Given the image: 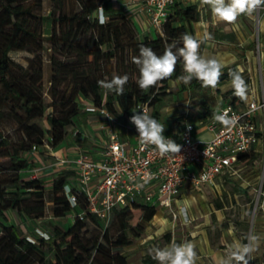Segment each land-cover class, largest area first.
<instances>
[{"label":"trees","instance_id":"trees-1","mask_svg":"<svg viewBox=\"0 0 264 264\" xmlns=\"http://www.w3.org/2000/svg\"><path fill=\"white\" fill-rule=\"evenodd\" d=\"M50 4L48 14L43 16L38 13L41 0H0V86L4 92L1 105L8 109L23 136L13 141L0 131V157L8 159L7 166L0 167V174L9 175L8 185L13 186L11 191L0 187V264H128L121 250L141 237L145 223L156 214L155 206L135 203L131 208L115 210V220L107 226L87 213L86 200L76 189L71 191L76 197V205L69 203L64 190L70 182L68 173H57L52 178L49 200L45 201L42 177L36 180L28 177V171L37 164L23 158L21 153H30L32 147L40 148L45 144L44 130L35 122L38 119L48 125V144L45 145L55 149L65 141L74 127V119L79 115V96L95 107H103L114 117L120 113L130 114L137 103H147L152 110L157 103L170 101L169 82L183 75L182 61H178L172 77L146 92L138 87L137 80H128L123 95L98 85L99 80H108L109 76L108 72L101 71V67L125 48L139 55L141 44L152 48L157 55H162L164 48L173 42L177 48L182 47V35L188 33L193 36L190 24L198 20L199 12L195 6L175 4L161 32L153 38L144 36L137 41L135 25L122 13L107 15V23L99 24L97 9L102 5L105 14L110 13L108 0H50ZM47 22L51 31L46 36L36 25ZM88 32L93 36L92 45L81 47L78 38ZM44 41L73 58L71 62L50 58L53 72L49 92L55 114L45 112L39 96L37 83L41 79V68H32L35 65L31 61L27 68L20 67L22 73L19 74L16 72L19 65L10 57L11 53L19 52L36 55L43 49ZM231 70L236 68L229 67L221 75L220 82L231 81L228 75ZM67 76L70 77L68 92L61 90ZM246 83L248 80H245ZM189 88L196 93L207 89L196 79L189 83ZM242 102L234 95L229 105L242 108ZM151 115L158 120V113L154 110ZM256 151L239 155L236 166L253 162ZM46 203H51L55 218H66L72 210L84 212V215L82 218L76 215L65 231L55 229L54 235L47 234L46 238L36 232L41 231L38 227L34 228V232L21 234L16 226H7L2 222L6 211L21 214V222L25 225L32 220L38 222L43 217ZM87 225L102 231L89 240H83L81 234ZM240 239L241 243H248L246 234H242ZM46 245L53 253V261L45 259L43 248ZM142 261L144 264H157L149 253Z\"/></svg>","mask_w":264,"mask_h":264},{"label":"built area","instance_id":"built-area-1","mask_svg":"<svg viewBox=\"0 0 264 264\" xmlns=\"http://www.w3.org/2000/svg\"><path fill=\"white\" fill-rule=\"evenodd\" d=\"M185 1L124 0V4L131 8L139 7L131 21L141 25L143 33H146L151 29L161 32L170 9ZM242 101V108L226 104L196 122L183 123L174 134L163 133L166 138L181 145L180 153L166 155H161L154 145L140 142L135 126L129 120L132 112L114 117L103 107L90 104L84 111L99 113L105 119L108 139L101 152L102 158L95 161L88 151L76 146L74 152L77 157L71 161L63 155L50 153L54 160L50 168L68 163L74 166V178L67 184L70 193L66 194L75 197L71 191L76 189L86 200L87 213L105 225L115 210L131 208L135 203L169 210L173 221L182 218L183 222H189L186 207L172 209L184 185L194 189L211 185L219 176L235 173L239 155L255 150L260 143L264 147V88L261 98L251 95ZM141 110L152 117L147 103H137L132 111ZM224 114L227 119H235V123L224 124L214 119L216 115ZM118 125L130 132V142L123 140L114 130ZM201 132H208L212 137L209 140L195 137ZM72 134L76 135L75 132ZM38 150L34 146L30 153ZM46 168L43 164L32 167L28 177L39 179ZM71 205H76V197ZM182 208L186 210V219L181 215ZM76 215L82 218L84 212H77ZM36 232L41 234L38 230Z\"/></svg>","mask_w":264,"mask_h":264},{"label":"rangeland","instance_id":"rangeland-1","mask_svg":"<svg viewBox=\"0 0 264 264\" xmlns=\"http://www.w3.org/2000/svg\"><path fill=\"white\" fill-rule=\"evenodd\" d=\"M50 6V0H41V9L38 13L45 16L48 14ZM111 14L115 15L117 13H111L110 11V13L105 15L108 18ZM260 14L261 12L258 6L252 13V26H255L254 38L257 43H253L252 51L254 59L249 63L247 58L242 59V57H240L239 59L242 68L240 73H242L241 75L244 81L248 80V84L246 83V99L250 98L251 95L261 98L262 88H264V55H262L260 60V49L258 47L260 42H264V30H261V28L257 29L256 27V22H258ZM36 26L38 30L45 33L46 36L51 31L49 22L46 24L39 23ZM136 28H139L138 23H136ZM56 31H58L57 28ZM147 32L148 33L145 36L149 38L155 37L157 33L154 29L148 30ZM143 37L141 36L139 28L138 32L135 33V39L139 41L143 39ZM77 42L81 47L86 46L87 44L92 45V33L88 32L84 34L78 38ZM133 56L138 55L125 48L122 51L117 52L115 57L107 64L105 63L106 66L103 68L101 67V71L103 70L109 73V76L107 77L108 80H111L114 75L127 74L129 76V80L135 82L139 77V70L132 62ZM10 57L19 65V68H16V72L19 74L22 73V69L27 68L31 61H33V64L35 65L32 66V68L36 66L41 68V79L40 82L37 83L39 96L42 99V105L45 112L55 114L56 110L55 107L51 106L52 100L49 92L51 88L50 78L53 72L50 58H54L61 62H71L73 58L66 55L64 52H61L58 48L52 47L48 41L43 42V49L38 51L36 55L19 52L11 53ZM20 67L22 69H20ZM184 74L185 73L183 71V75ZM69 79V76L65 77V82L62 83L61 90H65L67 92L70 90ZM219 83L221 85L218 90L207 87V89L196 93L189 88V83L185 84L180 79L171 80L169 82L168 89L172 93L170 95L171 100H163L162 102L157 103L152 110L161 116L160 123L162 124H164L163 118L168 119V124L170 125L182 118L183 121L194 122L196 118H200L201 115L207 116L211 112L220 110L221 107L229 104L234 97L235 94L231 88V81L224 80ZM3 93L4 92L0 86V131L11 140L17 141L21 137L23 138V136L21 135L20 128L10 117L8 109L1 105ZM77 102L79 115L74 119V123L81 122L82 108L86 105L87 100L84 97L79 96ZM167 107H173V109L167 111ZM35 122L43 128L44 143L48 144V125L42 119H38ZM66 139L67 136L65 140ZM83 142L84 139L79 141L80 144H83ZM45 144L40 146L42 151L36 153L38 157L42 156L47 158V149ZM256 150L257 153L253 162L236 166L234 169L235 173H225L219 176L210 187L203 186L200 190H196L188 184L184 185L181 190L182 195L173 202L172 209L175 210L176 208L182 206L186 207L189 220L193 219V221L183 222L182 218H177L173 221L169 210L158 209L156 212V218H159L160 220L164 219L166 221L167 225L165 229H162L161 227L157 228L156 225L151 224H148L149 228H147L150 231L152 230V232H155L157 229L160 230V232L162 231L157 240L159 245L162 243H164V245H170L173 242L177 243L178 238H183L185 233H187V226L190 225L191 222H196L201 218L210 222L211 225H209V231L214 235L215 239L219 238V235L222 232L225 234H231L234 230H236L235 234L239 237H241L242 234H246L247 237L252 235L255 229L256 219L259 216L264 215V147H262L261 143L257 145ZM21 155L29 161L34 160L32 159L33 153L24 152L21 153ZM7 164L8 159L0 157V167H6ZM10 178L11 177H9L6 173L0 174V187L11 191L13 186L8 185ZM42 183L45 201H48L50 194V181L46 180ZM51 210V203H46L43 217L38 221L40 223L32 220L29 224L25 225L21 222L22 215L16 211H6L2 222L7 226H16L19 228L21 234L34 232V228L38 227L42 232L54 235L55 229L65 231L72 223L73 217L76 214V211L72 210L67 214L66 218L61 219L53 217ZM114 220L115 217L114 214H112L107 226H109ZM145 227L146 224L144 225V228ZM101 231V229H95L91 225H87L82 231L81 238L83 240H89ZM225 239L227 240L226 237ZM48 242H51V240ZM48 248L49 245H46L43 248L47 262L53 261V253L49 252Z\"/></svg>","mask_w":264,"mask_h":264},{"label":"crops","instance_id":"crops-1","mask_svg":"<svg viewBox=\"0 0 264 264\" xmlns=\"http://www.w3.org/2000/svg\"><path fill=\"white\" fill-rule=\"evenodd\" d=\"M108 1L109 9L113 11V13H122L132 21L134 15L138 13L139 7H127L124 4V0ZM181 5H190L197 8V11L199 12V18L196 22H192L190 24L193 37L198 41H202V47L199 50L200 55L206 58H216L222 65V73H224L229 67H235L236 70L241 72L242 68L239 61L240 57H242V59L247 58L248 63L254 59L252 50L253 43H256V41L254 38L255 26H252V14L241 15L235 22L229 23L221 21L216 16H214L210 6L203 4L202 0H186ZM259 8L261 14L258 22H256V27L257 29L261 28V30H264V5L259 6ZM134 25L136 27V22H134ZM139 28L142 37L148 33H143L144 31L143 27L141 28V25H139ZM258 47L260 49L259 57L261 60L262 55H264V42H260ZM220 85L221 84L219 83L214 90L220 89ZM90 104L91 103L87 101L86 105L82 108L81 122L74 123V127L71 129V131H69L65 141H63L55 149H51L48 145H45L47 149V158L42 156L38 157L36 155V153L42 151L40 148L38 152L33 153V162L37 165L43 164L47 167L41 176L44 181H51L52 178L56 176L57 171L68 173L69 180L74 178V166L70 163L61 167H56L53 169L50 168V165L54 161L53 158L50 157V153H55L61 156L63 155L68 161H71L77 157V154L74 152V148L76 146H80L83 150L90 153L93 160L99 161L102 158L101 152L108 139L107 128L105 127V119L99 113H86L84 111V108ZM172 109L173 107H167V111ZM200 118L197 117L194 122L198 121ZM157 121L161 122V116L159 114ZM185 122L187 121H183L182 118L170 125L168 124L169 120L163 118V123L165 126L164 133H176L177 128ZM114 130L119 133L123 140L129 142L131 141V134L125 128L118 125ZM72 132H75L76 135L73 136ZM195 137L209 140L212 135L208 132H201L195 134ZM83 139V144H80L79 141H82ZM212 185L213 184L208 185V187ZM157 210L158 209H156V212ZM156 217L157 213L151 219V221L145 223L146 227L144 228V232L140 238L134 240L130 245L121 250V253L126 256L128 264H144L142 260L143 257L149 253V249L154 247L164 248L169 246L166 244L164 245V243L159 245V242H157L162 231L160 232V230L157 229L155 232H152V230L150 231L148 229V224L156 225L157 228L161 227L162 229H165L167 225L166 221L164 219L160 220ZM190 221H193V219ZM209 225H211L210 222L202 218L198 219L196 222H191V224L187 226V233H185L183 238H178L177 244L191 242L195 245V251L197 253L196 264H223V262L228 257L229 249L236 242L241 243V239L237 234H235L236 230L231 232V234H225L222 232L219 235L220 237L215 239L214 235L209 231ZM40 233L41 236H47L46 232L40 231ZM252 235H256L259 239L256 244V250L251 254L249 264H264V215H261L256 219V225ZM233 264H235V261H233Z\"/></svg>","mask_w":264,"mask_h":264},{"label":"clouds","instance_id":"clouds-1","mask_svg":"<svg viewBox=\"0 0 264 264\" xmlns=\"http://www.w3.org/2000/svg\"><path fill=\"white\" fill-rule=\"evenodd\" d=\"M202 3L210 6L212 14L219 20L233 23L241 15H251L254 10L264 5V0H202ZM97 19L100 25L107 23L104 7L97 9ZM182 47L177 48L176 43L168 44L162 55L143 44L139 46V55L132 57V62L139 70L136 81L142 91L155 87L159 82L172 77L175 73L178 61L183 62L184 75L179 77L183 83L188 84L193 79L201 82L203 87L215 89L222 73V65L216 58H206L200 55L199 49L202 41H198L192 35H182ZM175 49V51L173 50ZM231 78L234 94L241 100L246 99V84L239 70H231L228 73ZM129 80L127 74L114 75L111 80H99L100 87L108 91L123 95L124 86ZM129 120L136 131L140 142L144 145H154L161 155L180 153L181 145L164 136L165 126L152 118L146 111H132ZM111 118V116H109ZM215 120L224 124H234L235 119H227L226 114L216 115ZM65 193H70L67 185ZM69 203H75V197L69 196ZM185 216L186 210H180ZM248 243L236 242L230 249L227 259L223 264H249L251 254L256 250L258 237L249 235ZM149 255L157 264H196L197 253L195 245L191 242L183 244L171 243L164 248L154 247L149 249Z\"/></svg>","mask_w":264,"mask_h":264}]
</instances>
